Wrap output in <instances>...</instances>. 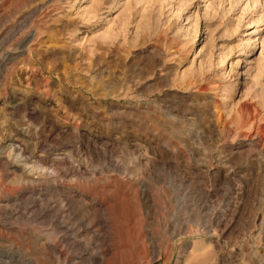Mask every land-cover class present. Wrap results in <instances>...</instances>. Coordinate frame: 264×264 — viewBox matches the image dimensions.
Returning <instances> with one entry per match:
<instances>
[{
  "label": "rangeland",
  "instance_id": "374dc122",
  "mask_svg": "<svg viewBox=\"0 0 264 264\" xmlns=\"http://www.w3.org/2000/svg\"><path fill=\"white\" fill-rule=\"evenodd\" d=\"M136 177L108 221L142 264H264V0H0V264Z\"/></svg>",
  "mask_w": 264,
  "mask_h": 264
},
{
  "label": "bare ground",
  "instance_id": "6f19581e",
  "mask_svg": "<svg viewBox=\"0 0 264 264\" xmlns=\"http://www.w3.org/2000/svg\"><path fill=\"white\" fill-rule=\"evenodd\" d=\"M20 132L23 136L27 134V130H21ZM9 145L10 147H12L13 143ZM21 148V146H19L18 148L14 146V148H12L18 151L17 154H14L15 160H13V163H18L19 161H22V166H18L17 169L25 173L26 175H29L30 173H32L31 175H33L35 173L34 166L25 167V162L23 161L25 160L24 157L26 156H24L23 160H21V157L24 154V151ZM11 154L12 153H9L10 156H12ZM65 173L67 172L65 171ZM129 179L131 180V177H129ZM120 182L122 184V191H119L117 189V184L115 185L112 183L106 184L104 185L105 187L102 186V190H98L99 194H103L102 197L98 196L97 191L93 190L92 192L81 191L78 197V201L73 200L72 198H67V201L70 203L76 204L77 202L81 203L84 206L83 208L86 211V218L84 217L85 220L83 219L85 221V224L83 225V231L78 230L77 227L71 226L65 228V232L62 234L55 233L47 241H44L43 236L36 235L34 237V241L39 247L43 259H41V261L27 260V264H78L77 261H73V259L76 258L75 256L73 257V253L74 255H81L80 258L85 257L90 264H97V255L107 254L110 251L117 250L119 248L128 249L130 250V252L133 253L125 264H142L141 261L142 259H144V254L146 252L142 251L141 245H143L146 240L148 241L150 239L151 233H148V231H143L142 228H140V231L137 233L136 224L133 220L134 216L131 217V214L128 216L124 215V217L121 216L123 218V221L121 222H123V224L129 231V236H127V238H129L126 239V242L117 243L114 238L110 235V231L112 228L111 223L108 221V217L111 211L110 209L116 203V199L118 197L120 198L121 196H125L127 198L130 195L131 188L134 183L138 182V179L136 177L133 183H127L125 180H120ZM141 194L143 195L145 193L143 192ZM63 207L64 206L61 205V207H59V210H62ZM101 216H103V218H106L102 220L104 222V228H101V225L98 226V224L101 222ZM216 225L218 226V222H216ZM177 236L178 234L176 235V233L172 235V240H176ZM92 244L95 246L96 251H92L90 249V246ZM76 248H78V250L76 252H73V249ZM99 262L100 264H105L104 259L102 257L100 258ZM115 264L117 263L115 262Z\"/></svg>",
  "mask_w": 264,
  "mask_h": 264
}]
</instances>
